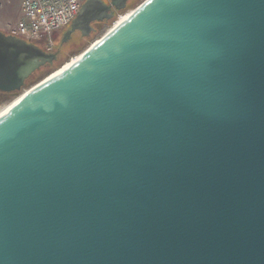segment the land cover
<instances>
[{"label": "water", "instance_id": "1", "mask_svg": "<svg viewBox=\"0 0 264 264\" xmlns=\"http://www.w3.org/2000/svg\"><path fill=\"white\" fill-rule=\"evenodd\" d=\"M56 59L0 32V264H264V0H144L24 88Z\"/></svg>", "mask_w": 264, "mask_h": 264}, {"label": "built area", "instance_id": "2", "mask_svg": "<svg viewBox=\"0 0 264 264\" xmlns=\"http://www.w3.org/2000/svg\"><path fill=\"white\" fill-rule=\"evenodd\" d=\"M11 1L19 5L18 17L6 22L0 32L50 53L55 37L73 22L86 0H4L0 2V10Z\"/></svg>", "mask_w": 264, "mask_h": 264}, {"label": "rangeland", "instance_id": "3", "mask_svg": "<svg viewBox=\"0 0 264 264\" xmlns=\"http://www.w3.org/2000/svg\"><path fill=\"white\" fill-rule=\"evenodd\" d=\"M4 0H0V2H3ZM142 1L144 0H135L133 2L128 1L126 3L125 9L121 11H117L113 18L108 20L107 22H103L101 24H98L95 26V32L88 38H79L77 35L73 36L70 41H68L66 44L61 43V33L55 37V40H53L52 45V51L57 54V61L54 65V69L52 71L57 70L59 67H61L64 63H68L73 57L76 55H79L81 52H83L85 49H87L95 40L102 37L109 29L114 25L116 20L126 12L134 9L136 6H138ZM11 4V3H10ZM18 3L14 2L12 6H6L7 8L3 11H0V15L4 16L3 21L1 22L0 31L3 29V25L6 22L14 21L18 17ZM27 89V88H26ZM24 90H22L23 93ZM20 94H15L12 96L7 95H0V109L12 102L14 99H16Z\"/></svg>", "mask_w": 264, "mask_h": 264}, {"label": "flooded vegetation", "instance_id": "4", "mask_svg": "<svg viewBox=\"0 0 264 264\" xmlns=\"http://www.w3.org/2000/svg\"><path fill=\"white\" fill-rule=\"evenodd\" d=\"M94 7L99 8L100 6H102V3L104 4H109L104 0H94ZM117 11L113 10V12L111 11H107L105 13H98L101 16L100 20H94V21H90L88 23V25L82 24L80 26L79 31H75L73 33H71L70 35H67V32L70 30L71 28V24L61 32V43L62 40L64 41L62 44H66L68 41H70L72 39L73 36H78L79 38H88L90 37L94 32H95V26H97L98 24H101L103 22H107L108 19L113 18V16L115 15ZM79 14V13H78ZM36 45V44H35ZM38 46V45H37ZM40 49H42L40 46H38ZM43 50V49H42ZM44 51V50H43ZM50 53H54V52H50ZM56 54V53H55ZM57 56V54H56ZM1 95V93H0Z\"/></svg>", "mask_w": 264, "mask_h": 264}, {"label": "trees", "instance_id": "5", "mask_svg": "<svg viewBox=\"0 0 264 264\" xmlns=\"http://www.w3.org/2000/svg\"><path fill=\"white\" fill-rule=\"evenodd\" d=\"M133 1H135V0H131V2H133ZM56 61H57V59L54 62H52L51 64H46V65L42 66L41 68L36 70L33 74H31L29 76V78L25 81L24 88L26 89V88L33 86L34 84H36L37 82H39L40 80L45 78L47 75L52 73L53 72L52 70L54 69V65H55ZM15 94H20V92L4 93V94L1 93V95H7V96H12Z\"/></svg>", "mask_w": 264, "mask_h": 264}, {"label": "bare ground", "instance_id": "6", "mask_svg": "<svg viewBox=\"0 0 264 264\" xmlns=\"http://www.w3.org/2000/svg\"><path fill=\"white\" fill-rule=\"evenodd\" d=\"M132 10L126 12L125 14L121 15L116 22L114 23V25L112 27L117 26L118 24H120L123 20H125L129 14L131 13ZM111 27V28H112ZM110 28V29H111ZM109 29V30H110ZM80 55V54H79ZM79 55H76L75 57H73L68 63L63 64L58 70H56L55 74H58L59 72H61L62 70H64L65 68H67L72 62H74L75 60H77L79 58ZM19 98V96H18ZM18 98L14 99L12 102H10L9 104H7L6 106H4L3 108L0 109V116L1 114H3L5 112V110H7V108H9V106H11Z\"/></svg>", "mask_w": 264, "mask_h": 264}, {"label": "crops", "instance_id": "7", "mask_svg": "<svg viewBox=\"0 0 264 264\" xmlns=\"http://www.w3.org/2000/svg\"><path fill=\"white\" fill-rule=\"evenodd\" d=\"M3 2H4V1H3ZM13 4H14V2L11 1V4L9 3V4L7 5V7H8V6H12ZM7 7H4V9H6ZM4 9H2V10H0V11H3ZM18 9H19V6H18ZM0 13H1V12H0ZM3 17H4V16H1V15H0V25H1V22L3 21ZM0 27H1V26H0Z\"/></svg>", "mask_w": 264, "mask_h": 264}]
</instances>
